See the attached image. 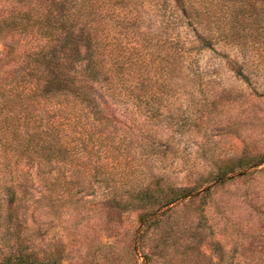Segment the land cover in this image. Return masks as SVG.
<instances>
[{"label":"rangeland","instance_id":"rangeland-1","mask_svg":"<svg viewBox=\"0 0 264 264\" xmlns=\"http://www.w3.org/2000/svg\"><path fill=\"white\" fill-rule=\"evenodd\" d=\"M246 1L252 0H196L206 17L179 27L170 17L176 11H161L164 0H109L111 42H190L197 28L211 32L212 43L191 50L170 87H148L140 109L128 97H116L121 122L95 131L108 133L120 150L109 159L96 140L84 160L108 159L109 166L121 160L122 167L52 174L53 191L38 209L42 177L0 168V262L14 245L27 248L36 264H146V258L148 264H264V165L249 167L264 156V38L255 32L254 13L241 11ZM230 16L248 18L240 22L248 42L221 37ZM154 140L157 147H148ZM148 154L168 184L200 193L165 209L142 232L145 210L126 203L142 183L136 166ZM222 174L233 179L221 183ZM23 180L30 192L25 197L17 184ZM12 191L21 201L9 210ZM17 225L26 230L20 244L7 233Z\"/></svg>","mask_w":264,"mask_h":264},{"label":"trees","instance_id":"trees-1","mask_svg":"<svg viewBox=\"0 0 264 264\" xmlns=\"http://www.w3.org/2000/svg\"><path fill=\"white\" fill-rule=\"evenodd\" d=\"M167 3L164 0L160 4L161 11H176L178 15L170 17H175L179 27L184 20L192 25L196 19L206 17L196 0H172L170 6ZM111 9L109 0H0V168L21 176L34 171L42 177L43 195L37 209L45 207L44 201L53 191L52 174L65 176L94 168L122 167L121 160L111 166L108 159L101 164L84 160L92 157L96 140L104 143L107 158L112 151L120 150V144L116 145L108 133L95 131L98 126L116 128L121 122L116 115V97H128L140 109L141 94L148 87H170L177 65L191 50H203L213 40L211 32L195 28L190 42L165 40L158 46L111 42ZM241 11L245 15L254 13L255 32L264 38V0L246 1ZM240 22L245 25L248 18L239 21L230 16L223 24L221 37L248 42ZM256 36L253 41L259 40ZM153 112L155 116L159 113L156 108ZM148 147H157L155 140ZM155 158L148 154L143 164L136 166L142 183L131 191L126 203L145 210L140 217L142 232L154 227V219L165 209L200 193L168 184L164 174L151 167ZM262 165L264 156L249 167L257 171ZM226 176L220 175L221 183L233 179L225 180ZM62 181L58 179L63 186ZM17 184L22 187L23 197L30 194L28 181ZM18 201L14 191L9 193L8 209L12 210ZM9 218L11 225V215ZM7 233L20 244L26 230L17 225L13 230L8 228ZM7 247L13 252L1 264H36L32 254L25 252L27 248Z\"/></svg>","mask_w":264,"mask_h":264}]
</instances>
